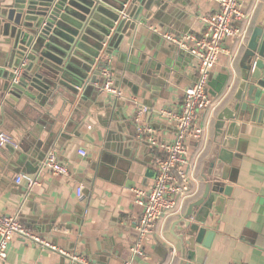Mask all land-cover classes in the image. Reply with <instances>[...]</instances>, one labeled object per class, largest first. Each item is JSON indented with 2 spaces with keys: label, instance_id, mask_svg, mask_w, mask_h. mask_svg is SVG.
Returning a JSON list of instances; mask_svg holds the SVG:
<instances>
[{
  "label": "crops",
  "instance_id": "obj_1",
  "mask_svg": "<svg viewBox=\"0 0 264 264\" xmlns=\"http://www.w3.org/2000/svg\"><path fill=\"white\" fill-rule=\"evenodd\" d=\"M8 1L0 0V5ZM262 2L243 1V10L252 12L248 36ZM216 7L215 0H158L152 4L132 35L125 34L118 50L105 56L121 97H112L100 87L98 106L96 101H90L89 109L85 107L77 121L67 127L69 136L60 137L48 150L55 151L58 160L68 166L69 176L48 173L43 167L45 159L35 172L25 171L24 167L16 172L0 158V214L17 215L35 233L87 264H122L129 258L140 215L132 189L151 185L155 176L152 161L159 152L157 146L148 143L146 135L135 134L136 126H150L159 142L171 140L174 123L160 117L156 110L178 107L185 88L196 76L195 59L167 41L162 33L199 31L201 15ZM236 24L242 25L240 21ZM1 28L0 22V69H3L7 60L3 44L6 36ZM247 40L236 55V41L225 42L229 53H221L211 71L210 79L215 84L226 70L238 75ZM221 105L213 112L207 109L200 114L202 122H210L208 143L214 132L215 112ZM143 106L147 110L134 120L136 110ZM238 132L237 145L243 152L235 151L238 156L229 170H232L231 194L225 198L216 227H209L215 233L202 264H264V114L260 121L250 116L241 120ZM10 133L18 140L20 149L23 137L15 131ZM198 145L196 141L190 142L191 155ZM79 149L86 153L80 154ZM203 157L198 166L197 188H193L195 192L184 209L201 192ZM20 173L35 175L37 183L30 189L23 182L16 183L15 177ZM77 186H82L80 196L76 193ZM178 215L158 222L156 229L146 236L141 253L133 256L134 264L170 261L169 246L177 247L178 243L169 230ZM6 252L0 264H83L72 263L63 254L18 235L11 238Z\"/></svg>",
  "mask_w": 264,
  "mask_h": 264
},
{
  "label": "water",
  "instance_id": "obj_2",
  "mask_svg": "<svg viewBox=\"0 0 264 264\" xmlns=\"http://www.w3.org/2000/svg\"><path fill=\"white\" fill-rule=\"evenodd\" d=\"M157 1L10 0L0 5L7 59L0 69V131L23 137L20 149H0L6 166L35 172L53 142L69 136L67 127L89 109L90 101L98 102L101 69L108 64L105 56L118 50L123 36L132 35ZM259 2L238 75L230 69L217 84L209 78L211 95H225L202 153L201 192L171 222L169 232L178 246H169L172 257L167 264L203 263L215 233L209 227H216L231 194L229 170L238 156L235 151L243 152L237 145L240 121L248 116L260 121L264 114V0ZM16 67L21 72L13 81Z\"/></svg>",
  "mask_w": 264,
  "mask_h": 264
},
{
  "label": "built area",
  "instance_id": "obj_3",
  "mask_svg": "<svg viewBox=\"0 0 264 264\" xmlns=\"http://www.w3.org/2000/svg\"><path fill=\"white\" fill-rule=\"evenodd\" d=\"M243 1L215 0L216 9L201 15L202 26L199 31L162 33L167 41L188 52L195 59L196 76L185 88L178 107L156 110V114L160 117L168 118L174 123L175 132L171 140L159 142L150 126L141 124L136 126L137 135H146L148 143L157 146L159 152L152 161L155 176L151 185L148 188L133 187L132 189L134 202L140 207V215L136 224V239L131 246V255L123 260L122 264H134L133 256L141 253L146 236L156 229L158 222L180 214L187 199L194 194L193 188H197L195 183L198 180V166L209 139L210 123L209 120L202 122L200 114L207 109L213 112L225 95L224 93L220 96L211 95L208 81L219 55L225 51L229 53L225 48V42L232 39L236 41V55L248 38L252 12L243 10ZM237 21H240L242 25H237ZM150 28L157 31L154 26ZM233 58H231L232 61ZM20 72L21 67L13 69V81L18 79ZM101 76L103 78L101 89L112 97H121V90L113 84L107 66L101 69ZM145 110H147L146 106L139 107L134 114V120H138L139 115ZM191 141L199 144L198 150L193 155L189 152ZM3 145L17 147L18 143L10 133L1 130L0 146ZM79 152L82 155L86 153L84 149H79ZM43 167L50 174L69 176L68 166L58 160L53 150L47 152ZM15 182L18 184L23 182L25 187L30 189L37 183V177L29 173H20L16 175ZM76 193L79 196L82 194V186H77ZM14 235L38 246L57 251L69 258L72 263L87 264L85 260L35 233L17 215L3 214H0V260L6 257L7 248Z\"/></svg>",
  "mask_w": 264,
  "mask_h": 264
}]
</instances>
